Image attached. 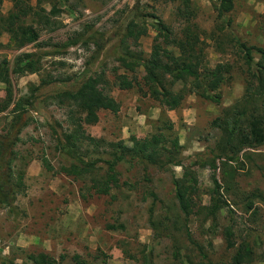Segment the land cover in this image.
<instances>
[{"label":"rangeland","instance_id":"rangeland-1","mask_svg":"<svg viewBox=\"0 0 264 264\" xmlns=\"http://www.w3.org/2000/svg\"><path fill=\"white\" fill-rule=\"evenodd\" d=\"M67 3H70L68 7L72 12L63 11L62 15L54 19L57 28L43 30L39 42L61 44L75 32H82L86 24H95V28L105 34L106 42L118 27L114 21L119 20L122 24L132 18L131 11L136 6L141 10L138 15L142 24L148 28L147 35L140 42V50L148 57L159 33L154 25L159 22L171 27L177 38H182L188 27L202 32L200 38L208 44L205 48V65L214 68L225 63L235 69L232 83L222 89L221 106L192 94L187 96L180 109L167 111L157 101L144 97L139 86L131 90L116 87L111 90L110 96L120 104L119 113L102 110L100 121L86 129L95 142H104L106 145L122 143L128 147H134V137L140 140L161 133L167 137L173 136L172 139L178 137L184 148L183 159L187 166L200 159L212 158L218 135L211 127L212 123L243 96L246 80L241 72L243 65L240 59L217 52L216 39L211 38L216 28L223 27L216 0H68ZM36 4L37 0H31V5ZM234 4V10L223 16L226 23L223 29L232 31L242 43L264 48V0H234ZM59 6L61 10H66L64 5ZM45 8L50 11L52 6L46 5ZM11 10L13 3L10 0H0V17H7ZM183 13L193 14L192 21L188 23ZM26 22L29 25L36 24L31 18ZM10 37L6 33L0 35V63L8 59L14 67L21 55L37 53L42 65L38 74L22 78L14 74L11 76L17 101L22 97L29 98L32 87L41 86L42 78L53 75L59 79V83L41 87L32 95L38 98L35 108L31 109V116L36 122L24 131L18 146L30 164L25 169V177L19 188L25 189L24 193L19 194L13 211L0 209V264H33L30 255L39 254H46L58 264H79L75 260L77 256L80 264H235V257L243 251L246 243L252 246L255 253L252 264H264V203H255L254 209L246 210L244 196L238 197L231 192L227 195L229 205L220 213L216 230L211 219L203 222V216H193L189 224L192 233L190 239L184 232L175 233L176 237L173 238L174 232L171 231L160 237L162 232L156 233L150 224L149 209L152 202L142 201V196L146 188H153L169 208L174 206L175 189L170 172L148 169L147 174L153 181L149 184L143 181L146 172L143 166L137 165L138 162L133 168L121 164L119 171L123 174L122 181L139 184L138 191L132 192V199H121V202L122 191H113L116 200L110 195L85 200L82 198L83 184L80 181L46 171L42 161L44 157L51 161L56 170L62 165L74 163L71 158L54 150L67 129L66 112L51 101L54 90L76 88L87 77L103 71L109 81L115 82L117 77L114 70L119 63L111 54V48L119 41H110L94 64L87 66L96 52L95 46H91L87 52L83 45H78L64 56L54 57L46 55L51 51L50 47L43 49L36 44L18 50ZM168 49L180 55L177 48ZM60 62L65 63L64 66H60ZM119 74L132 76L126 70H120ZM135 75L143 85L144 69H138ZM62 80L68 82L63 83ZM182 88V84H177L173 92H179ZM3 90L5 86L0 85V102L6 95ZM12 109L0 115V134L10 124ZM171 124L173 130L166 127ZM88 147L83 146V151ZM93 147H89L93 153L90 158H101L104 149L100 148L94 154ZM104 147L106 150L109 148ZM252 152L247 157L241 155L245 168L239 171L236 181L246 195L257 190L264 193V147ZM16 164L22 168L21 162ZM99 166L108 167L104 162ZM199 170L198 201L208 206L209 194L214 188L211 171ZM170 171L177 177L183 174L180 167ZM218 173L221 178L223 172L219 170ZM165 215L164 208L158 205L156 218L161 219ZM118 221L125 228L110 231L108 226ZM228 226L234 232L232 248L225 236Z\"/></svg>","mask_w":264,"mask_h":264},{"label":"trees","instance_id":"trees-1","mask_svg":"<svg viewBox=\"0 0 264 264\" xmlns=\"http://www.w3.org/2000/svg\"><path fill=\"white\" fill-rule=\"evenodd\" d=\"M10 1L13 3V10L7 17H0V35L4 33L10 35L11 43L18 50L36 44L43 49L50 47L51 51L46 55L58 57L66 55L70 49L78 45H83L87 52L91 46H95L96 52L87 63V66H91L110 41L113 39L119 41L115 47L111 48V54L115 56L120 68L117 67L114 70L117 77L115 82L109 81L103 71L87 77L76 88L54 90L51 101L53 105L66 112L67 123V129L54 150L71 158L74 163L70 166L62 165L59 170H56L51 161L44 157L42 161L46 171L80 181L83 184L82 198L85 200L94 196L109 195L116 200L113 191H122L120 201L121 199L130 201L133 197L132 192L139 189L138 183L122 181L123 174L119 171L121 164L133 168L138 162L137 165L143 166L146 172L143 181L149 184L153 181L147 174L148 169L155 168L161 172H170L173 174L172 182L175 189L174 206L169 208L153 188H146L142 196V201L151 200L152 202L149 209L150 224L156 233L162 232L160 237L171 231L174 232L173 238L176 237L175 233L184 232L190 239L192 233L189 224L193 216H203V222L211 219L216 225L214 227L216 230L220 213L229 205L227 195L231 192L238 197L244 196L246 210L254 209L255 203H264L263 192L257 190L246 195L236 182L239 171L245 168L241 155L247 157L253 153L252 151L264 147V48L242 43L232 31L224 30L226 23L223 21V16L234 10V0H216L219 20H222L223 27L216 28L211 38L216 39L217 52L225 56L234 55L240 59L239 62L243 65L241 72L246 77L245 90L243 96L235 104L226 108L223 115L212 123L211 127L218 132L212 158L200 159L201 161L198 160L190 166L184 163V148L178 137L172 139L173 136L167 137L161 133L140 140L134 137V147H128L122 143L106 145L104 142H95L87 134L86 127L94 126L100 121L99 114L102 110L119 113L120 104L110 96L111 90L116 87L121 90H131L139 86L144 97L157 101L167 111L180 109L187 96L192 94L221 106L223 104L222 89L232 83L235 69L225 63H220L214 68L205 65V48L208 44L201 40L202 32L188 27L183 32L184 36L177 38L171 27L159 22L154 25L159 33L155 38L152 53L148 57L140 50L141 39L147 35L148 28L142 24V19L138 15L141 10L136 6L131 11L133 17L128 19L129 21L126 20L128 21L126 27L124 26L126 21L122 24L119 20L114 21L118 27L106 42L105 34L100 33L95 28V24H86L82 32H75L66 42L46 44L39 42L42 31L52 27L56 29L57 22L54 19L62 15L63 11L72 12V9L68 7L70 4L67 3L68 0H37L36 6L31 5V0ZM60 4L64 5L66 10H61ZM46 5H51L52 9L46 10ZM183 16L188 23L193 19V14L184 15L183 13ZM30 18L36 23L35 25L34 23L29 25L26 22ZM168 47L177 48L180 55L169 50ZM229 51H231L230 54H228ZM11 64L8 59L0 63V85L5 86L3 91L6 94L4 100L0 102V115L13 107L10 112L12 115L10 124L4 133L0 134V209H8L10 212L13 211L19 194L24 193L25 189L19 188L25 177V169L30 164L18 150V146L22 142L24 131L36 122L31 116V109L35 108L38 98L32 95L41 87L59 83V79L54 78L53 75L42 78L40 87L36 85L32 87V98L31 96L22 97L17 101L11 76L14 74L22 78L40 73L41 57L37 53H27L17 58L14 67ZM58 64L64 66L65 63ZM142 68L145 71L143 85L135 75L138 69ZM120 70H126L132 76L120 75ZM62 82L68 81L62 80ZM177 84H182L183 88L179 92H173ZM166 127L173 130L172 124ZM88 142L93 144H87ZM86 145L94 146V154L100 148L104 149L105 153L101 158L91 159L90 155L93 153L90 148L88 147L85 151L82 149ZM104 146L109 148L106 150ZM18 161L21 162L22 168H18L20 166L16 164ZM101 162L108 167L99 166ZM175 167L182 168L181 177H177L170 171ZM199 169L211 171L214 188L209 194L208 206H203L198 201ZM219 170L223 172L221 178H219ZM158 205L165 210L164 219L156 218ZM124 228L119 221L108 226L110 231ZM225 236L229 247H234V232L231 227L226 228ZM254 255L252 246L246 243L234 262L235 264H252ZM29 259L33 264H58L55 259L46 254L30 255ZM79 259V256L75 258L80 264Z\"/></svg>","mask_w":264,"mask_h":264}]
</instances>
